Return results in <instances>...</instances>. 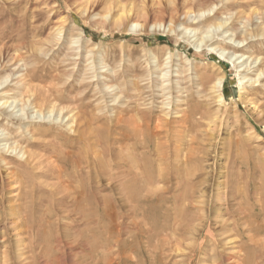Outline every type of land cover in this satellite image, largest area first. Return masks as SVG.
<instances>
[{"label": "rangeland", "instance_id": "1", "mask_svg": "<svg viewBox=\"0 0 264 264\" xmlns=\"http://www.w3.org/2000/svg\"><path fill=\"white\" fill-rule=\"evenodd\" d=\"M131 8L165 18L164 28L114 26ZM174 9L206 14L172 23ZM263 17L264 0H0V264H25L31 250L39 264H264ZM4 104L30 119L10 118ZM195 108L193 126L183 123ZM7 144L42 164L7 153ZM190 149L200 155L183 167ZM132 160L144 176L145 165L169 176L183 165L179 180L160 184L171 188L163 194L170 202L141 208L128 198ZM198 164L188 185L202 184L203 196L178 213L185 174ZM71 184L93 196L91 221L92 203L77 211L55 194ZM90 223L96 231L82 235ZM50 225L53 243H65L56 252Z\"/></svg>", "mask_w": 264, "mask_h": 264}, {"label": "bare ground", "instance_id": "2", "mask_svg": "<svg viewBox=\"0 0 264 264\" xmlns=\"http://www.w3.org/2000/svg\"><path fill=\"white\" fill-rule=\"evenodd\" d=\"M175 3V2H174ZM138 11V9L137 10H133V8H131L130 10H129V12H128V14L127 15H125V11H124V13H123V15H121V17H119L117 20H115L114 22H115V24H114V26H116V27H118V28H124L125 26H132L134 29H138V28H140V31L142 32V33H146V32H148L149 31V29L151 28L152 30H153V32H154V30H155V33H157L156 32V30H161V29H163L164 28V24H165V18L164 19H156L155 17H153L152 15L150 16V15H147V13L145 14L144 12L142 13L141 12V15H140V13H139V11ZM192 13H193V11H191V10H189V11H187V12H183V11H180V10H177V9H174V11L171 13V18L170 19H172V23L174 22V21H179L180 20V18H182L181 20H185V21H188V20H192V24H195V23H193V22H195V20H196V18H199V16H194V15H192ZM205 12L203 13V14H200L201 15V17L202 16H205ZM119 15V14H118ZM196 15V14H195ZM111 16H112V14H111ZM113 16H114V14H113ZM112 16V17H113ZM115 17V16H114ZM200 17V18H201ZM199 18V19H200ZM264 18V17H263ZM202 19V18H201ZM113 20V19H112ZM167 22V21H166ZM181 22V21H180ZM179 22V23H180ZM184 22V21H183ZM182 22V23H183ZM105 24H106V22H104ZM103 23V24H104ZM139 23L141 24V25H139ZM176 23V22H175ZM187 24V23H190V22H184V24ZM190 23V24H191ZM171 24V23H170ZM99 26H100V24H98ZM97 25V26H98ZM104 27H105V25H103ZM106 26H107V24H106ZM172 27H173V25H172ZM175 27V26H174ZM180 27V26H179ZM107 28V27H106ZM112 28V27H111ZM102 29H103V27H102ZM172 29V28H171ZM175 29V28H174ZM114 30H115V28H114ZM123 30V29H122ZM120 31V30H119ZM175 31V30H174ZM173 31V32H174ZM195 31V30H194ZM188 32H191V33H193V31H188ZM195 33V32H194ZM171 34V33H170ZM188 34V33H187ZM154 35V34H153ZM185 36H187V35H185ZM189 36V35H188ZM207 37V38H206ZM187 38V37H186ZM209 37L208 36H205L204 38H202V42L204 43V42H206V39H208ZM190 40V39H189ZM216 50V49H215ZM219 54V53H218ZM94 60V59H93ZM240 68V67H239ZM263 74H264V72H263ZM257 79V78H256ZM259 79H261V75H260V77H259ZM256 81V80H255ZM254 81V84L255 83H257V81L255 82ZM200 82V81H199ZM223 81L222 80H219V82H217L216 83V88H218L219 90L221 89V83H222ZM241 82H242V79H241ZM215 83V82H214ZM22 85V84H21ZM33 89V88H32ZM36 89H37V87H36ZM36 89H33V90H35L36 91ZM38 91V90H37ZM41 91V90H40ZM221 91V90H220ZM41 94L39 95L38 94V97L35 99L37 102L39 101V100H41L42 98H43V93L44 92H40ZM47 94V93H46ZM33 96V95H32ZM33 98H35V94H34V97ZM45 98L47 99V101H48V95H45ZM32 100V99H31ZM35 101V102H36ZM34 100L32 101V102H30L31 104H30V106H32V108L33 107H36V106H34ZM48 102H50V101H48ZM47 102V103H48ZM45 104V103H44ZM9 108H11L12 106H8ZM7 107V105H3V107L2 108H4V110H5V112L6 113H9L10 114V118H13V119H15V120H17V121H20V122H25L27 119L29 120L30 118L29 117H27V119L24 117V116H18L17 114H16V112L13 110V111H11V113L10 112H8L9 111V108ZM16 109H17V107H16ZM15 109V110H16ZM182 114V113H181ZM140 115H142V117L141 118H143L144 119V116L145 115H143V114H140ZM199 115V111H198V109L197 108H195V109H193V110H188V112L186 111V112H184L183 114H182V116H181V118H185L184 119V121H183V123H189L191 126H193L191 123H193L195 120H196V117ZM53 117V116H52ZM60 117H61V115H60ZM51 117H49L48 118V120H50V121H52L51 119H50ZM63 118V117H62ZM31 119H34V117L33 118H31ZM36 119H45L44 117L42 118L41 116H38V117H35V120ZM73 119V118H72ZM48 120L46 121V122H48ZM76 120H79L78 118H76ZM76 120H75V118H74V124L76 123ZM190 120V121H189ZM39 121V120H38ZM41 121V120H40ZM61 121V120H60ZM133 121H135V120H133ZM160 123H162L163 121L160 119V120H158ZM189 121V122H188ZM43 122V121H42ZM45 122V121H44ZM45 122V123H46ZM62 122V121H61ZM150 123V124H149ZM149 123H146V126H147V129H149L150 127H151V121H149ZM73 124V125H74ZM163 124V123H162ZM134 127V130L135 129H137L138 127H139V129H142V127H140V126H137V124L136 123H133L132 124ZM145 127V126H144ZM1 131V130H0ZM74 132V131H73ZM143 135L145 136L148 132L146 131V130H143ZM3 133V132H2ZM4 136V134H1L0 133V139L2 138ZM8 137V136H7ZM9 138V137H8ZM3 141H5V140H3ZM7 141V140H6ZM1 142V141H0ZM9 144V143H8ZM7 144V148H6V152L7 153H11V154H13V153H17V151L18 150H20L18 153H17V156H22L21 158L23 159L25 156H26V153L25 152H23V150L21 149V148H19V147H12L11 145H8ZM206 150V149H205ZM205 150H203L202 149V151L204 152V153H206V151ZM9 153V154H10ZM188 155L185 157V159H186V164H183L182 166L183 167H186V166H188L189 164H191L193 161H197V159H196V157L198 156V154L200 155V152L198 151V152H195V150H193V149H190L189 151H188ZM10 157H11V155H10ZM36 156H33V155H31V154H29L28 155V157H26V161H27V163H30V164H34L35 163V165H39V164H42V160L44 159V157L43 156H37L36 158H38L36 161H35V158ZM138 159V158H137ZM199 162V161H198ZM132 163H134V165H133V168L135 169V171H136V176H135V178L133 179V180H129L128 182H127V184H129L130 186L129 187H127V190H128V198L133 202V203H135L136 205H137V207H141L142 208V206L144 205V204H149V205H153L154 203H158V204H160V203H163V204H165L166 202H170V200H167V199H165L164 198V196H163V194H164V192L165 191H170L171 190V188L170 187H167V188H163V185L162 186H160V184H167L168 185V183L170 182V181H172L173 180V178H177L178 180L182 177V173L185 171V169L184 168H181L180 166H178V165H175V171H174V174L173 175H171V176H169V172L170 171H172V170H169V171H165V170H163V169H161V171H159L158 172V175H156L155 174V170H154V167L153 166H151L150 168H147V165H145V169H146V173H145V175L146 176H144V174L142 173V170H141V167L136 163V162H134V160H132ZM165 166H167V163H166V165ZM40 167V166H39ZM51 167V166H50ZM117 168V167H116ZM126 168V167H125ZM144 168V167H143ZM181 168V169H180ZM37 169V168H36ZM174 170V169H173ZM201 170L199 169V164H198V167H196L195 169H193V172L190 174V173H187V174H185V178H184V183H185V185H186V187H184L185 189H181L180 191V194L178 195V197L175 199V201H174V205H175V207H176V211L179 213H185L186 211H188V210H193V208L195 209V206H193V202L195 203V201L194 200H197V198H202V196H203V194H202V191H199V192H197L198 190L197 189H199V188H197L198 186H201V185H188V182H190V179L192 180H194V177L196 178V176H199L198 175V173L200 172ZM125 172V171H124ZM83 173V172H82ZM123 173V172H122ZM181 173V174H180ZM118 174V173H117ZM184 174V173H183ZM202 175V174H201ZM128 176H130V175H128ZM15 178V179H14ZM13 180H14V182L13 183H15V185L17 186V188L18 189H21V188H23V184H22V182L20 181V178H19V176H17V173L16 172H14L13 173ZM176 180V179H175ZM175 180L173 181V182H175ZM119 181V180H118ZM62 182V181H61ZM58 183V182H57ZM192 183V182H191ZM232 182H229V184H227V186L225 187L226 188V192H225V195H224V198L226 199H224L225 201H228L229 199H231L232 197H233V189H232V186L230 185ZM62 184V183H61ZM172 184V183H171ZM198 184V183H197ZM27 185V184H26ZM160 187H159V186ZM184 185V184H183ZM184 185V186H185ZM62 186V185H61ZM64 186V185H63ZM135 186H138L139 188L138 189H136V188H134ZM176 186V185H175ZM15 188V187H14ZM182 188H183V186H182ZM188 188V189H187ZM25 189V188H24ZM23 189V190H24ZM201 189V188H200ZM199 189V190H200ZM57 190V189H56ZM175 190H177V189H175ZM172 192V191H171ZM54 193V192H53ZM196 193H199L200 194V196L198 197L197 196V194ZM55 194L57 195V196H60L61 198H62V200H66L67 201V204L68 203H73V204H75V207L77 208V211L79 210H81V211H83V208H84V204L86 203V202H88V205H90L91 203V208H90V206H89V208H88V210H89V213H88V215L86 216V218L89 220V221H91L92 219H94V216H95V213H96V211H94L93 209L95 208V205H94V203H95V201H94V198H93V196H91V197H89V196H87L88 197V199H86L85 200V197L81 194V191L80 190H78V189H76V188H74L73 186H72V184L70 185V186H67V187H63V188H60V189H58L56 192H55ZM166 195V194H165ZM56 197V196H55ZM200 198V199H201ZM241 198V197H240ZM60 199V198H59ZM218 199H220V198H218ZM204 200V199H203ZM232 200H235V198L234 199H232ZM238 200V199H237ZM250 200V199H249ZM224 201V202H225ZM59 202V201H58ZM220 202V201H219ZM218 202V203H219ZM229 202H230V200H229ZM62 203H64V202H62ZM62 203H60V206H63V204ZM200 203V202H199ZM198 203V204H199ZM221 203V202H220ZM227 203V202H226ZM58 204V203H57ZM62 204V205H61ZM197 204V205H198ZM204 204V203H203ZM215 204V203H214ZM72 205V204H71ZM171 205V204H170ZM214 206V205H213ZM66 207V206H65ZM135 207V206H134ZM143 207H145V206H143ZM152 207V206H151ZM150 207V208H151ZM172 207V206H171ZM220 207V206H219ZM146 208H148V207H146ZM198 208V207H197ZM211 208H213V207H211ZM134 209V208H133ZM152 209H153V207H152ZM157 209V208H156ZM159 209V208H158ZM171 209V208H170ZM207 209V213H208V215H209V213H210V208H206ZM240 209V208H239ZM140 210H143V209H140ZM172 210V209H171ZM174 210V209H173ZM201 210V213H204L203 211H204V209H200ZM199 210V211H200ZM203 210V211H202ZM235 210V209H234ZM253 210H256V207H254L253 208ZM145 211V210H144ZM212 211H213V209H212ZM211 211V212H212ZM247 211H248V208L246 209V211L245 212H241V218L239 219L241 222H242V225L244 224L245 225V223H250L249 222V220H250V216L247 214L246 215V213H247ZM263 211H264V209H261V211H260V213H263ZM75 212H76V209H75ZM140 212V211H139ZM233 212V211H232ZM79 213V212H78ZM81 213V212H80ZM145 213V212H144ZM148 213H150V212H148ZM154 213V212H153ZM231 213V212H230ZM238 213H240V212H238ZM55 214V213H54ZM184 214H182V216H183ZM207 215V216H208ZM22 216V215H21ZM181 216V217H182ZM185 216V215H184ZM30 217V216H29ZM51 217H53V215L52 214H49L48 215V218H51ZM21 217H19V219H20ZM32 218V217H31ZM202 218H205L204 216H202ZM96 219V218H95ZM23 221V220H22ZM21 220L19 221V223L18 224H20V225H22L23 224V222H22ZM44 221V220H43ZM239 222V221H238ZM187 223V222H186ZM188 223H189V221H188ZM187 223V224H188ZM194 223V222H193ZM193 223H190L189 224V227H188V232H191L190 234H192V233H194V231H196V229H197V226H196V224H193ZM41 224V223H40ZM177 224V223H176ZM187 224H185V226L187 225ZM253 223H251V224H249L250 226H253L252 225ZM53 225V224H52ZM52 225H50L49 226V233H50V238L48 239L49 240V246L50 247H52L53 249H52V252H56V250H55V248H58V250H61L60 248H62V247H65L64 245H65V243L63 242V240L59 237V238H55L54 239V243H53V238H52V230H53V227H52ZM69 225V224H68ZM88 225V224H87ZM182 225V224H181ZM55 226V225H54ZM84 226V225H83ZM175 226V225H174ZM239 226H241V224H236V227H239ZM57 227V226H56ZM41 228V227H40ZM44 228V227H43ZM186 228V227H185ZM184 228V229H185ZM23 229V227L22 228H20V230H22ZM20 230H19V232H20ZM168 230H170V229H168ZM167 230V231H168ZM176 230V229H175ZM181 230H182V228H181ZM186 230V229H185ZM18 231V230H17ZM43 231V230H42ZM54 231V230H53ZM96 231V229H95V227L93 226V225H91V223L89 224V226H88V228H86V230H84V231H82L81 233H82V235L84 234L83 232H86L88 235H89V233L90 232H95ZM187 231V230H186ZM252 233H254V231H255V229L253 228L252 229ZM74 232V231H73ZM166 232V231H165ZM187 232V233H188ZM38 234V233H37ZM45 234V233H44ZM70 234V233H69ZM182 234V233H181ZM189 234V233H188ZM92 235V234H91ZM185 235V234H184ZM176 237V236H175ZM177 237H178V235H177ZM184 237V236H183ZM166 238V237H165ZM172 238H173V236H172ZM185 238V237H184ZM183 238V239H184ZM89 239V238H88ZM174 240V239H173ZM169 241V240H168ZM171 241H172V239H171ZM18 243V242H17ZM174 243V242H173ZM176 243V242H175ZM18 244H21V245H23V242L22 241H19V243ZM54 245H55V247H54ZM109 245V244H108ZM107 245V246H108ZM173 245V244H172ZM91 246H93V244L91 245ZM90 246V247H91ZM179 246V245H178ZM177 246V247H178ZM88 247V246H87ZM27 248V247H26ZM25 247H24V249H26ZM30 248V247H29ZM93 248V247H92ZM96 248V247H95ZM103 248H104V246H103ZM107 248H109V247H107ZM99 249H101V248H99ZM174 249V248H173ZM175 249H176V247H175ZM57 250V253H59V251ZM96 250V249H95ZM103 250V249H102ZM105 250H106V248H105ZM77 252V251H76ZM90 252V251H89ZM88 252V253H89ZM96 252V251H95ZM108 252V251H107ZM182 252V251H181ZM29 253V252H28ZM31 253H32V257L31 256H28L27 257V259H26V263L25 264H32V263H38L39 264V262H36V259H37V257H39V255L37 254L36 255V253H35V250H31ZM56 253V254H57ZM23 254V253H22ZM71 254V253H70ZM92 254V253H91ZM25 255V254H24ZM97 255H99V254H97ZM24 257V256H23ZM40 258V257H39ZM46 259V258H45ZM56 260V259H55ZM95 260V259H94ZM59 261V260H58ZM92 261V260H91ZM113 261V260H112ZM111 261V262H112ZM31 262V263H30ZM45 262V261H44ZM43 262V263H44ZM110 262V263H111ZM21 263H23V262H21ZM51 263V262H50ZM56 263V262H55ZM75 263V262H74ZM48 264V263H47ZM58 264V263H57Z\"/></svg>", "mask_w": 264, "mask_h": 264}]
</instances>
